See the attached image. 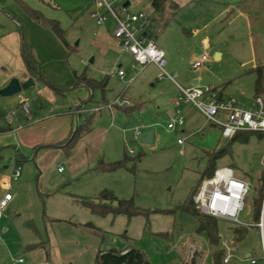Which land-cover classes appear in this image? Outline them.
<instances>
[{"label":"rangeland","instance_id":"rangeland-1","mask_svg":"<svg viewBox=\"0 0 264 264\" xmlns=\"http://www.w3.org/2000/svg\"><path fill=\"white\" fill-rule=\"evenodd\" d=\"M27 1L45 17L59 21L70 45L66 46L49 25L37 22L45 36L42 47L46 44L48 55L62 59L57 72L53 67L55 72L46 74L51 85L34 79L35 85L23 90L30 111L40 106L53 108L51 114L71 110L73 101L82 97V86L74 84V73L85 71L99 80L106 78L105 89H95L94 101L89 104L102 109L91 126L98 122L110 132L104 141L99 136L97 156H86L94 151V142L77 149V140L69 155L64 151L44 169L35 160L20 162L22 175L10 188L13 200L0 217V264H97L99 250L128 247L144 253L147 264L191 263V257L193 263L201 253L199 264H217L213 253L222 249L229 254V262L222 264H252L251 259L264 264V230L253 225L257 221L255 200L261 193L259 178L264 170V133L252 131L246 139L225 137L220 125L185 101L178 107L184 124L168 127L176 109V82L189 87L194 78L200 77V87L223 89L227 96H236L240 106L251 107L257 77L251 69L257 56L264 59V1L257 5L263 28L254 41L251 35L255 30L250 29L243 13L245 0H173L176 9L168 4L163 17L167 22L163 25L158 21L155 32L157 44L165 52L167 72L174 75L175 65L184 70L183 77L174 75L175 81L162 76L154 63L135 62L128 52L121 51L113 36V15L108 13L107 20L98 25L91 15L94 0ZM113 7L121 17L153 12L151 0H116ZM40 41L38 37V44ZM204 54L208 59L194 68L193 63ZM118 69L125 72L124 77L119 76ZM42 83L49 85L55 102L45 95L40 103L37 89ZM4 97L0 94V99ZM117 97L137 108H116L119 117L111 118L107 102L113 103ZM20 114L13 118L25 120L24 113ZM7 116L0 112L6 124ZM80 120L83 123L85 116ZM138 128L141 133L136 136ZM150 130L153 141L145 143L142 139ZM220 149L224 151L212 161V153ZM11 152L12 148L0 152V194L2 181L9 180L15 168ZM124 154L129 156L126 166L99 168ZM212 164L216 168L232 166L237 176L248 177L251 186L239 214L240 223L218 219L220 240L216 245L209 242L205 231H198V218L182 208L191 192H198L202 175ZM105 192L132 200L142 212L133 216L112 212L101 215L82 203V198H98ZM235 226L247 229L241 241L233 237ZM20 258L22 262H17Z\"/></svg>","mask_w":264,"mask_h":264},{"label":"crops","instance_id":"crops-1","mask_svg":"<svg viewBox=\"0 0 264 264\" xmlns=\"http://www.w3.org/2000/svg\"><path fill=\"white\" fill-rule=\"evenodd\" d=\"M25 2L30 8H33L32 6H30L27 0H25ZM260 2L261 0H245V3L243 4V13L246 14V16L248 17L249 27L251 30H255V32L251 35L253 41L255 39H258V36H260L259 29L263 28V18L260 17V15L257 13L256 10L257 5L260 4ZM168 4L170 5L171 8L174 9L177 8V4L173 0H170L166 4V7ZM126 6H124L123 4V7ZM165 20L167 22V19L162 20L163 25L166 24L164 23ZM37 22L38 21L31 16L30 12H28L18 1L0 0V92L4 87H6L10 83V81L13 78H18L20 79L21 82H25L30 77L35 79V81L37 82L38 79H41V78H37L36 76L33 77L28 71L24 59V51H23L24 42H26L29 51L32 53L35 61L37 62L40 69H42V71L45 73V75L50 72L52 73H54L55 71L57 72V67L59 66V60H61L62 58H59V55H51V56L48 55L47 51L49 49L46 44L42 47V44L40 43H43L45 41V36L42 35L43 27L40 26ZM155 30H156L155 28H152L151 31L155 35L157 42L158 34H156ZM38 37L41 38L39 44H38ZM115 40H116L115 43L118 44V46H120L121 51L128 52L121 48L119 39L116 38ZM255 44L257 46V42H255ZM66 46L70 48L69 44H67ZM128 53L133 57L134 61L137 62L134 56L130 52ZM219 56L220 53L217 52L216 58H218ZM254 63H255L254 67H252L251 70L255 72V69L257 67L264 66V59L263 58L261 59L260 57L257 56L255 58ZM132 65H134V63H132ZM155 66L157 65L155 64ZM53 67L56 68L55 71ZM172 69H174L175 74L178 73L180 77H183L184 70L181 67L175 65L173 66ZM119 70L120 69H118V74H119ZM82 73H85V71ZM76 74L78 73L75 72L74 75L76 76ZM85 75L90 79L99 80L92 76H88L86 73ZM119 76L124 77L125 72L123 75L119 74ZM172 80H174V78ZM200 81H201L200 77L194 78L192 80V85L190 86L199 85ZM46 83L50 84V82H46ZM79 85L82 86V89L80 91L82 97H79L76 103L72 100L73 107H69L71 110L69 111L63 110V112L61 113L51 114V112H53V108H48L44 106H40L41 109L35 107L34 112H31L29 109L30 101L24 98L23 91L18 93L17 96H15L14 94V95L5 96L4 98L0 99V112L3 113L6 112L8 115L7 124L6 122L2 121L0 118V152L4 148H12V152L10 153V155L12 154V158H14L12 167L13 168L15 167L12 174L14 173L16 166L20 165V162L22 160H27V161L35 160L36 164L39 165L41 169H44L51 163H54L59 157L62 156V153L65 151V149L62 146H47V145L64 141L70 134L75 123H81L80 118L82 116H85V119L87 118V116H91V122H92V119L96 113L101 114L102 109L99 106L96 105L90 106L89 104L94 101L93 91L95 89L89 87L86 84V82H82ZM178 85L180 84L176 82L177 88ZM48 86L49 85H45L44 83H42L37 89L38 95L41 96V97L39 96L40 103L43 102V98H44L43 96L45 95H47L51 100H53V102H55V96H53L51 89ZM222 96L223 98L229 97L224 93L223 89H222ZM119 99L121 98L117 97L114 99L113 103L107 102L106 108H108L111 118L119 117V113L116 111V108H123L130 111H133L134 108H137L136 105L132 106L131 104H124L123 102L119 101ZM24 102L29 103L28 112H26L23 107ZM181 103L177 104L175 102L176 109L172 115L176 113V110L179 109L178 107L179 105H181ZM97 108L99 110H96ZM20 112L24 113V116L26 118L25 120L20 116L16 118L17 120L13 118L14 115H21ZM10 115H12V119H10ZM109 132L110 131L105 126L99 125L98 122H96L94 127L91 126V130L89 132H87L81 138H79L78 143L76 145L77 149H79V147L82 148V146L86 145L87 143L94 142L95 144L93 149L94 151L92 153H87L86 156L87 157L89 155H92V157L97 156L101 149L100 143L96 144L97 140L99 136L102 135L103 136L102 140L104 141L106 136H108ZM40 145L42 146L36 148V146H40ZM72 157L69 158L68 160L71 161L73 159ZM12 167L10 165L4 166V168L7 169ZM3 175L8 176L9 174L4 173ZM3 175L1 177H3ZM21 175L22 172L20 173V176L17 179H12V175H11L9 180L2 181L3 192L2 194H0V199L3 197L5 192L7 191L10 192V188L13 186L14 182L19 181ZM245 178L247 179V177ZM4 181H10V186L6 187L4 185ZM12 200L13 197L10 200V202ZM224 244L226 243L224 242ZM128 248H125L123 250H126ZM202 255L203 254L201 253V256L199 255L195 256L193 263L191 257V263L185 262V264H199V261L201 263ZM226 255L227 254H225L224 257ZM249 256L250 254L247 253L246 257Z\"/></svg>","mask_w":264,"mask_h":264},{"label":"built area","instance_id":"built-area-1","mask_svg":"<svg viewBox=\"0 0 264 264\" xmlns=\"http://www.w3.org/2000/svg\"><path fill=\"white\" fill-rule=\"evenodd\" d=\"M116 0H94V9L91 15L98 24H103L111 13L116 21L113 35L119 39L121 48L130 52L135 60L141 64L154 63L162 71V76L174 78V76L165 69L167 60L165 52L158 47L155 35L153 34L149 15L144 12L137 14H128L121 17L113 7ZM101 8H106L102 13ZM125 8V7H123ZM207 55H202L193 63L194 68L203 65L207 60ZM123 75L124 71L119 70ZM178 96L175 98L177 104L181 102H190L195 105L210 121L220 125L222 134L225 137H232L238 131H257L264 133V82L263 88L256 93L252 105L244 108L239 105L236 96L220 98L218 90L213 87L202 88L199 85L184 87L178 85ZM124 104H129L126 100ZM28 102H24V109L28 112ZM96 110H99L98 108ZM12 119V115H10ZM184 116L180 109L171 116L168 122L169 128L182 126ZM140 129H136V135L139 136ZM178 142H182L181 139ZM133 153V151H131ZM264 168V156L262 159ZM20 165L16 166L12 179L20 176ZM6 187L10 186V181H4ZM250 182L237 176L233 167L216 168L210 177H207L201 184L198 192L194 196L197 207L204 213L218 217L226 221L240 223L239 214L245 208L246 201L250 193ZM12 199V194L7 191L0 199V217ZM253 225L264 230V193L262 198L260 219ZM229 261L227 254L223 262ZM17 262H22V258ZM252 264H257L255 259H251Z\"/></svg>","mask_w":264,"mask_h":264},{"label":"trees","instance_id":"trees-1","mask_svg":"<svg viewBox=\"0 0 264 264\" xmlns=\"http://www.w3.org/2000/svg\"><path fill=\"white\" fill-rule=\"evenodd\" d=\"M18 1L28 12H30L31 16L37 20L38 22H42L46 25H49L52 30L63 40V42L67 45V41L65 38L64 29L61 27L58 20L49 19L43 15L39 10L30 8L25 0H16ZM170 0H151V5L153 8L152 14L149 15V19L151 22L152 28H155V25L158 21H162L166 4ZM166 23V20L164 21ZM24 59L28 71L33 77H39L46 82H49L45 73L40 69L37 62L35 61L32 53L29 51L26 42H24ZM257 73L256 77V93L260 92L263 88L264 82V66L257 67L255 69ZM82 82H86V84L91 87L92 89L102 88L104 89L106 84V78L99 81L95 79L88 78L85 73L76 74L74 84H80ZM216 90V88H214ZM219 97L222 98V90L218 91ZM91 130V116H87L83 123H77L72 128L68 137L59 143L48 144L47 146H62L65 149L67 155L71 153V150L75 146L77 140L81 138L84 134ZM244 132V133H242ZM252 131H238L236 132L231 138L242 137L246 139L248 137V133ZM261 133V132H259ZM36 146V148L41 147ZM224 151V149H220L215 151L211 155V160H216ZM129 160V156L124 154L123 158L110 161L107 163H103L100 165L99 168L103 170H112L119 167L126 166V163ZM216 167L212 164L209 168L206 169L205 173L202 175L201 184L207 178L210 177ZM247 180L249 181L248 177ZM250 182V181H249ZM201 186V185H200ZM259 187H261V193L259 197L255 200L256 205V218L257 221L260 219L261 215V206H262V198L264 193V179L262 176L259 178ZM196 191H192L189 195V198L185 201L182 205V208L192 215L196 216L199 220L198 231H205L208 235L209 242L212 245L218 244L220 240V236L218 233V217L206 214L202 212L198 207L194 200V196ZM82 203L87 205L93 212L99 213L101 215H105L109 212L114 214H127L128 216H133L142 212L141 208L136 207L132 200L130 199H119L112 196L110 193L105 192L101 194L98 198H82ZM86 226L92 228L96 233H99V229L96 228L93 224L87 223ZM247 229L244 226H235L233 228V235L234 239L237 241H241L246 235ZM224 249L217 250L213 253L214 260L217 264H222L224 259ZM96 263L97 264H147V260L145 258L144 253L140 250L130 247L126 250H117V249H110L107 251L99 250L96 256ZM185 264V263H184Z\"/></svg>","mask_w":264,"mask_h":264},{"label":"water","instance_id":"water-1","mask_svg":"<svg viewBox=\"0 0 264 264\" xmlns=\"http://www.w3.org/2000/svg\"><path fill=\"white\" fill-rule=\"evenodd\" d=\"M126 5H128V1L124 3V6H126ZM34 83H35V81L32 77H30L25 82H21L20 79H18V78H13L10 81V83L1 90L0 93L4 96L18 94L21 91H23L24 89H28L31 86H33ZM142 141L145 143L152 142L153 141V131L150 130L149 132H147L146 135L143 137ZM262 179H264V170L262 173Z\"/></svg>","mask_w":264,"mask_h":264}]
</instances>
